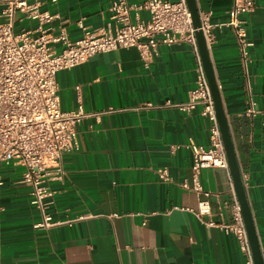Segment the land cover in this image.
Here are the masks:
<instances>
[{"label":"crops","instance_id":"obj_1","mask_svg":"<svg viewBox=\"0 0 264 264\" xmlns=\"http://www.w3.org/2000/svg\"><path fill=\"white\" fill-rule=\"evenodd\" d=\"M112 1L38 0L52 16L41 26L70 40L84 33L79 21L89 32L113 27ZM253 2L247 75L231 28L213 29L209 53L264 259V0ZM196 4L222 23L232 0ZM147 17L139 11L141 20ZM38 24L16 12L13 31L37 34ZM195 64L190 45L177 42L160 44L146 66L135 47H119L56 73L61 110L81 105L88 113L76 125L78 148L62 157L64 179L48 182V212L63 223L37 227L31 187L19 181L23 167L0 163V264H245L236 239L218 226L231 221L228 168L201 169V191L191 188L192 153L184 144L209 145L201 107L181 108L195 84ZM249 95L258 112L248 116ZM160 168L167 180L158 177Z\"/></svg>","mask_w":264,"mask_h":264},{"label":"built area","instance_id":"obj_2","mask_svg":"<svg viewBox=\"0 0 264 264\" xmlns=\"http://www.w3.org/2000/svg\"><path fill=\"white\" fill-rule=\"evenodd\" d=\"M39 5L38 0H3L0 14V163L13 162L23 167L19 181L31 187V203L41 216L37 227L47 228L63 223L54 221L48 212L53 196L48 182L64 179L62 157L78 148L76 125L88 114L81 105L76 110H61L56 73L83 63L96 53L119 47H135L146 66L158 54L160 44L188 43L195 57V84L181 108L200 106L201 116L209 121L208 146L192 141L184 144L192 153L191 188L201 191L197 182L201 169H227L214 103L185 0H143L132 4L127 0H113L108 6L113 27L109 22L89 32L79 21L84 33L76 40H70L63 31L51 35L49 28L42 27L52 16L47 11H41ZM253 9V0H232L227 19L222 23H212L210 12H199L200 29L208 50L214 42L215 27L231 28L245 75L248 73L249 51L253 44L247 36V14ZM141 10L148 13L147 19L139 18ZM16 12L38 21L37 34L13 31ZM57 42L61 44L59 51L51 45ZM257 112L256 102L249 95L244 113L249 116ZM178 147L171 146L172 149ZM157 174L162 180L168 179L166 168L157 169ZM184 186L187 187V184L184 183ZM202 204L203 201L198 203V213L204 212ZM82 217L67 220L66 223ZM218 226L236 239L244 263L254 264L240 205L235 196L231 202V221Z\"/></svg>","mask_w":264,"mask_h":264},{"label":"water","instance_id":"obj_3","mask_svg":"<svg viewBox=\"0 0 264 264\" xmlns=\"http://www.w3.org/2000/svg\"><path fill=\"white\" fill-rule=\"evenodd\" d=\"M185 1L191 14L192 26L195 29V38L200 55V60L209 83L221 139L227 158V168L231 176L235 197L240 205L241 215L246 228L253 261L254 264H264V259L260 248L257 231L254 225L250 205L248 202L244 182L242 179V174L233 144L228 119L224 110L220 88L216 79L209 50L206 46L202 30L200 29L201 21L196 0Z\"/></svg>","mask_w":264,"mask_h":264}]
</instances>
